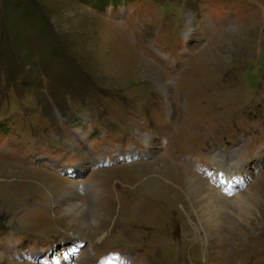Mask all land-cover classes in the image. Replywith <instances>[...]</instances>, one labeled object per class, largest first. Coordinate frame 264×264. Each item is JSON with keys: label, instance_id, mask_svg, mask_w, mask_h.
I'll return each mask as SVG.
<instances>
[{"label": "rangeland", "instance_id": "rangeland-1", "mask_svg": "<svg viewBox=\"0 0 264 264\" xmlns=\"http://www.w3.org/2000/svg\"><path fill=\"white\" fill-rule=\"evenodd\" d=\"M102 256L264 264V0H0V264Z\"/></svg>", "mask_w": 264, "mask_h": 264}, {"label": "bare ground", "instance_id": "bare-ground-1", "mask_svg": "<svg viewBox=\"0 0 264 264\" xmlns=\"http://www.w3.org/2000/svg\"><path fill=\"white\" fill-rule=\"evenodd\" d=\"M163 161H165V160H163ZM162 161V162H163ZM163 164H166V163H163ZM179 164L181 165V163L179 162ZM175 166H180V165H176V164H174ZM7 167V166H6ZM9 167V166H8ZM234 174L235 176H237V177H234V179H235V183L233 184V182L232 181H229L228 179H225V186H226V188H228V191H233V189H235V187H237L238 186V182L240 181V180H242L243 179V177H244V175H242L241 174V170L240 169H233V171L231 170V169H229V166H228V169H227V174ZM224 179V178H223ZM238 181V182H237ZM202 184L203 183V181H201V179H199L197 176H195V175H190V181H189V184H188V186H189V188H188V193H189V199L193 202L192 204H195V206L196 207H198V209L200 208V205L201 206H203V204H202V201H201V198L200 197H198L197 195H199V193L198 192H200V195L202 194V191H201V189H199V188H196L197 186H196V184L198 185V184ZM233 186V187H232ZM201 187H203V186H201ZM207 187V186H206ZM239 187V186H238ZM211 188V187H210ZM203 189V188H202ZM208 189V188H207ZM204 192V191H203ZM214 191H208V196H207V198H208V201H210L211 200V198H210V196H212V193H213ZM217 193V192H216ZM215 193V194H216ZM203 195V194H202ZM238 195L239 194H237V197H238ZM215 196V195H214ZM238 200L240 199V201H241V208H243L244 209V211L243 212H241L242 214H246L247 213V211L250 209L249 207H250V205H249V203H248V201L246 200V201H244V196L242 195H240V198H237ZM218 201V200H217ZM211 203H213L212 201H211ZM83 204V201H82V198L79 200V198H78V195H74V196H72V197H69L68 198V200H67V204H66V208L69 210V211H71L72 213L74 212V211H76V212H78L80 215H81V213H85L86 214V210H85V207L82 205ZM214 204V203H213ZM64 207V206H63ZM215 207H216V205H215ZM65 208V209H66ZM217 208V207H216ZM221 211V209H216L215 211H214V217H216V219H217V216H218V213ZM242 211V210H241ZM201 213H203L204 215H203V217L205 218V217H208L205 221H206V226L207 227H210L211 225H214V227H215V221H214V219L211 217V215H209L207 212H206V208H204V211H202ZM199 215H200V213H198ZM221 214V213H220ZM219 214V215H220ZM82 217V216H81ZM200 217H201V215H200ZM82 218H84V217H82ZM202 218V217H201ZM203 219V218H202ZM215 219V220H216ZM219 219V218H218ZM87 222V221H86ZM210 223V224H209Z\"/></svg>", "mask_w": 264, "mask_h": 264}]
</instances>
